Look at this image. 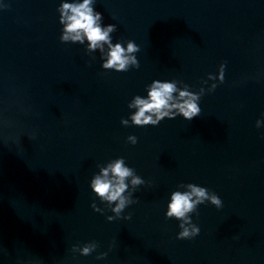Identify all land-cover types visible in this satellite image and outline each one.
I'll list each match as a JSON object with an SVG mask.
<instances>
[{"label": "water", "instance_id": "1", "mask_svg": "<svg viewBox=\"0 0 264 264\" xmlns=\"http://www.w3.org/2000/svg\"><path fill=\"white\" fill-rule=\"evenodd\" d=\"M60 2L0 0V264H264V0H94L112 41L139 45L127 70L60 39ZM153 79L204 87L201 112L122 124ZM118 156L144 183L107 220L89 180ZM190 182L222 205L199 204L200 232L178 238L164 212Z\"/></svg>", "mask_w": 264, "mask_h": 264}, {"label": "clouds", "instance_id": "2", "mask_svg": "<svg viewBox=\"0 0 264 264\" xmlns=\"http://www.w3.org/2000/svg\"><path fill=\"white\" fill-rule=\"evenodd\" d=\"M94 0H61L58 5L60 13L59 20L62 24L60 39L62 41H79L83 43L87 40L89 49L101 50L102 66L114 70H127L130 66H139L135 53L139 50V45L132 39L124 42L120 40L112 41L111 33L116 29V25L102 24V13L93 7ZM105 45L107 50L105 51ZM225 65L222 62L215 73L208 72L207 79L201 84L212 83L207 91L216 87L217 81L224 79ZM183 84V86H180ZM205 92L204 87L198 91L191 90L187 83L175 79H153L146 87L145 95H135L129 101V107L135 111L129 114V118H121L122 124L135 125H157L163 118H174L181 115L186 119H191L201 112L200 97ZM264 117V112L261 113ZM255 124L258 128L264 127V119L257 118ZM127 140L131 143L137 142L134 134H129ZM144 183L141 176L136 174L135 169L125 163L124 157L118 156L108 161L100 167L89 180L91 191L95 193L101 201H106L111 205V211L115 216H106L107 220H112L120 216L134 198L128 194L129 185L133 187ZM185 190L179 189L169 194L164 215L174 217L178 220V238H191L200 232L198 224L193 222L191 213L197 210V206L204 202H210L216 207L222 205L221 197L214 191H209L206 186L196 183H187ZM92 207L96 211H103L97 208L95 202ZM128 218L129 214H125ZM77 248V245H73ZM97 248L95 241H87L78 246V251L82 255H87ZM107 255L106 251L96 254L97 259Z\"/></svg>", "mask_w": 264, "mask_h": 264}]
</instances>
